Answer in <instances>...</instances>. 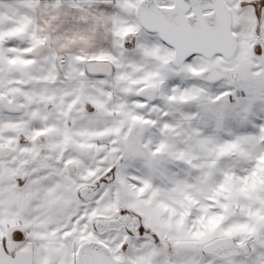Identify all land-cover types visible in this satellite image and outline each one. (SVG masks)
Segmentation results:
<instances>
[{"label":"snow or ice","instance_id":"6c2138e0","mask_svg":"<svg viewBox=\"0 0 264 264\" xmlns=\"http://www.w3.org/2000/svg\"><path fill=\"white\" fill-rule=\"evenodd\" d=\"M0 264H264V0H0Z\"/></svg>","mask_w":264,"mask_h":264}]
</instances>
